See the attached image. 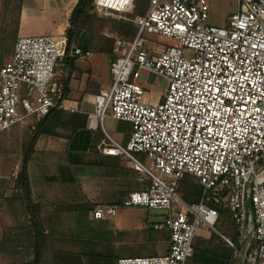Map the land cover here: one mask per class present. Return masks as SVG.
<instances>
[{
	"label": "built area",
	"instance_id": "2783aa9c",
	"mask_svg": "<svg viewBox=\"0 0 264 264\" xmlns=\"http://www.w3.org/2000/svg\"><path fill=\"white\" fill-rule=\"evenodd\" d=\"M135 2L94 5L115 16L133 10ZM238 4L218 26L209 22L208 0H148L134 19L135 35L116 39L110 87L94 95L92 111L67 106L57 69L66 57L92 54L79 47L67 53L66 36L19 37L0 67V133L25 122L34 129L56 110L84 114L85 128L103 135L99 150L128 159L140 180L149 181L146 189L91 213L104 219L120 207L161 211L155 228L169 230V249L120 257L116 264H187L201 227L222 237L235 264H264V0ZM142 72L150 81L158 75L168 80L155 102L144 100ZM107 119L131 124L125 144L106 131ZM186 175L199 179L198 202L178 193ZM222 211L230 214L234 238L216 227Z\"/></svg>",
	"mask_w": 264,
	"mask_h": 264
},
{
	"label": "rangeland",
	"instance_id": "374dc122",
	"mask_svg": "<svg viewBox=\"0 0 264 264\" xmlns=\"http://www.w3.org/2000/svg\"><path fill=\"white\" fill-rule=\"evenodd\" d=\"M8 2V0H6ZM210 11H209V22L214 25L224 26L228 17L235 13L238 9V0H208ZM5 0H3V6L0 13V59L3 60L5 57L10 58L14 51V46L19 38L18 34L15 33V22L17 13V0H10V4L6 6ZM6 7V8H5ZM136 8L131 11L121 12L115 16H110L103 11L94 9L90 13V19L87 27L81 31L80 41L83 47H88L91 52V56L87 58L76 57L75 61L79 68L80 77L83 79L94 80V85L97 86H108L110 85V77L108 75L110 63L114 58V45L118 38H129L127 33L123 34L116 26L117 23H132L134 24V19L138 14L135 12ZM135 25V24H134ZM130 30V29H129ZM23 35L30 34L27 30L22 32ZM38 35V34H37ZM67 37V34H65ZM151 39H157L162 41L158 36L151 35ZM169 42L163 39V42ZM74 42L72 47H79ZM113 45V51L109 52V49ZM80 48V47H79ZM6 58V59H7ZM58 77L65 79L69 74V69L64 61L57 69ZM149 75L142 73L139 81L144 84L145 94L144 100L155 102L158 99L160 93L166 91L168 87V80L161 75L156 76L152 81L148 80ZM91 85V84H90ZM99 91L93 94H97ZM67 106L74 104L73 101H82L81 95H67ZM82 107L84 108L83 104ZM87 109V108H85ZM91 109V108H90ZM93 109V107H92ZM69 112V111H64ZM119 123L113 119H107L105 121V128L111 134L117 129ZM33 129L30 125L25 122L23 124L17 125L8 131L0 133V175H6L11 170V165H15L22 156L25 143L30 142V137L32 136ZM60 136H55L60 142H69L67 137L69 132L65 129H60ZM97 134V135H95ZM95 139H99L97 149L99 150V145L102 143L103 135L100 132H95ZM86 138V136H84ZM92 138V137H91ZM93 139V138H92ZM68 144V143H66ZM69 144L72 145L69 142ZM73 144H75L73 142ZM69 146V145H68ZM64 154V153H63ZM80 156H88L89 162L87 168L89 170H98L99 165L95 163L96 153L92 152L88 155L85 153H80ZM82 160V159H81ZM84 160V158H83ZM95 163V164H94ZM149 164V161L147 162ZM22 164V163H21ZM14 169L12 172H15ZM18 172V171H17ZM19 173V172H18ZM17 178V173L15 174ZM14 179V175L11 176ZM15 178V180H16ZM16 191L14 192V194ZM180 193V189H179ZM39 215L41 220H43L44 228L48 232V237L46 239V251L44 254L43 264H52L55 258V252H71L72 255L77 252L78 254H83V258H86V262L89 263V258L87 254H108L111 256H118V253L125 252L128 249L125 242L120 239L122 228L137 229L143 226V222L148 223L149 232H157L152 227L154 222H162L163 215L161 211L149 210V209H134V208H122L120 210H125L127 212L124 221L119 220L116 222L117 213L115 215H106L104 219H94L92 215V210L98 205L93 203H38ZM91 204L94 206L89 213L83 226H79L78 216L80 211L76 208L81 209L83 206ZM101 204V203H100ZM104 206V205H103ZM9 207V208H8ZM119 210V211H120ZM118 212V211H117ZM24 214V207H20L19 202L16 204L0 200V238L1 236L10 231L9 229L19 228V232H22L25 227H29L30 215ZM58 213V214H56ZM56 214V215H55ZM91 215V218H90ZM116 225L119 228H115ZM68 226L71 229L68 230ZM217 229L224 235L231 236L234 233L233 223L230 218L223 216L216 225ZM22 229V231H21ZM201 234L196 237L195 244H198V239H208L212 247L224 246L226 244L218 238L213 236L212 233L207 229L201 227ZM199 230V231H200ZM14 234V232H13ZM218 235V234H217ZM211 238V239H210ZM222 238V237H221ZM125 243V244H124ZM26 245V248L24 245ZM29 241L22 242V248H19L22 252L19 254H14L9 252H0V264H22L25 260L30 258L29 255ZM152 245H149L151 247ZM148 247V248H149ZM150 249V248H149ZM76 253V254H77ZM86 253V254H85ZM124 255V254H123ZM137 254H126L122 257H135ZM84 258V259H85ZM236 261V260H235ZM187 264H199L193 260H190Z\"/></svg>",
	"mask_w": 264,
	"mask_h": 264
},
{
	"label": "crops",
	"instance_id": "0c3cea01",
	"mask_svg": "<svg viewBox=\"0 0 264 264\" xmlns=\"http://www.w3.org/2000/svg\"><path fill=\"white\" fill-rule=\"evenodd\" d=\"M77 1L23 0L19 16L18 36L23 37L37 34L53 35L57 38L65 36L66 30L70 26L69 19L72 10ZM2 6L3 0H0V13ZM25 30L30 34L23 35L22 32ZM80 35L75 41L77 42V46L79 45L84 51H89L88 47H83L78 43L81 40ZM6 58L3 60L0 59V67L9 59ZM75 68L70 75L69 93L71 95H81L83 99L81 102L77 100L73 101L74 104H71L72 101H70V106L81 108L84 111H92L93 94L96 90L99 92L108 90L110 85L104 87L97 86L96 84L94 85V80L80 77L81 75L79 74L76 61ZM108 75L110 77V67ZM161 95L162 93L159 94L158 99ZM115 121L119 123L115 132L110 134L106 131L117 141L125 144L131 133V124L127 121ZM86 132L93 138L92 144L71 145L69 144V142L71 143V139L67 138L69 142H60L55 136H42L37 140L35 151L28 165L32 197L36 203L66 202L69 204H77L90 202L98 204L97 206H113L118 204L129 193L136 190H144L148 187L149 181L140 180V173L132 167L128 159L102 153L97 149L98 145L96 146V143L99 142V139H95V135L97 134L87 129ZM92 152L96 153V156H94L96 158L95 163L100 166L98 170L94 171L89 170L87 168L88 166H86L88 163L93 164L92 161H88L89 157L79 155L80 153L88 155ZM20 157L22 156L20 155ZM136 157L142 162H146L144 154L137 153ZM21 163L20 158L15 165L16 167L11 165L10 172L6 175H0V200L7 202L8 205L12 203L8 200L13 197L14 192H19L15 188V174H18L20 171ZM14 169L16 171L12 172ZM12 175H14V179L11 177ZM122 208L126 207H120L117 210L116 222H119V220L123 222L127 218L125 215L127 212L120 210ZM129 208L137 210L146 209L143 207ZM159 223L161 222L152 223V226H154L152 228L157 231L152 233L149 232L150 228L146 222H143V226L137 229L122 228L120 239L126 243L128 249L125 252L118 253V256L108 254L100 255L108 256L117 262L118 258L126 254H137V256L166 254L169 249L170 233L167 228H155V225ZM115 228H118V226L116 225ZM69 229H71V226H68ZM119 231L118 228V233ZM202 231L205 230H200L199 234ZM149 245L152 246L149 247ZM88 262H86L85 258L84 264H92L90 261Z\"/></svg>",
	"mask_w": 264,
	"mask_h": 264
},
{
	"label": "trees",
	"instance_id": "16d2710c",
	"mask_svg": "<svg viewBox=\"0 0 264 264\" xmlns=\"http://www.w3.org/2000/svg\"><path fill=\"white\" fill-rule=\"evenodd\" d=\"M17 13L15 22V33L18 34L19 26V16L22 7L23 0H17ZM6 6L10 4V0ZM148 0H136L135 2V12L140 15L143 14L147 8ZM94 0H78L74 6L69 22L70 26L66 30L68 38V49L69 53L71 45L77 40L79 34L84 30L90 19V13L94 9ZM6 8V7H5ZM117 28L123 33H127L129 38L133 37L136 32V26L132 23H117ZM130 29V30H129ZM109 52L113 51V45L106 49ZM75 58L76 57H66L65 63L69 69L68 76L64 79L66 86V96L70 92L69 82L70 75L75 68ZM86 116L80 113L64 112L56 110L51 112L49 115L41 119L32 131V136L30 137V142L25 143V147L22 154V164L17 178L15 180V188L19 191L16 192L11 199L8 201L16 204L19 202L20 207H24V214L30 215L29 227H25L24 230L19 232V228L9 229L10 231L5 232L0 238V252H9L14 254H19L22 251V242L29 241V255L30 258L25 260L22 264H43L44 254L46 251V239L48 237V232L44 228L43 220H41L39 215L40 205L33 200L31 186L28 175V165L31 157L35 151V145L37 140L42 136H60V129H65L69 132L68 139H71L73 145H89L93 143L91 135L86 132L85 129ZM86 136V138H84ZM98 143H96V146ZM180 189V193H179ZM202 186L199 183V179L195 176L186 175L180 182L178 193L180 196L188 203L198 202L201 197ZM94 208L93 205L87 204L81 209L76 208L80 211L78 216V225L83 226L85 223L89 211ZM56 215V214H55ZM230 217L229 212L222 211L221 217ZM14 232V234H13ZM202 235L203 234H199ZM198 235V236H199ZM213 236L220 238L224 246L212 247L208 239H198V244L193 246V255L188 260H193L199 264H235V258L233 255L232 248L216 233H212ZM233 238L235 235H232ZM211 239V238H210ZM196 240V239H195ZM24 245V244H23ZM26 248V245H24ZM55 258L52 264H84L83 254L72 255L71 252H55ZM89 261L92 264H116L115 260L108 256H101L98 254H87ZM187 262V263H188Z\"/></svg>",
	"mask_w": 264,
	"mask_h": 264
}]
</instances>
